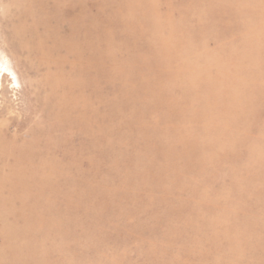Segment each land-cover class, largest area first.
Masks as SVG:
<instances>
[{"label":"rangeland","instance_id":"1","mask_svg":"<svg viewBox=\"0 0 264 264\" xmlns=\"http://www.w3.org/2000/svg\"><path fill=\"white\" fill-rule=\"evenodd\" d=\"M0 264H264V0H0Z\"/></svg>","mask_w":264,"mask_h":264}]
</instances>
